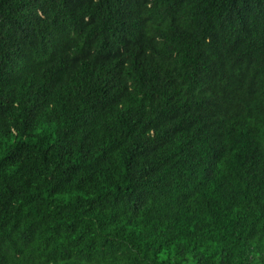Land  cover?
I'll return each instance as SVG.
<instances>
[{
    "label": "trees",
    "instance_id": "obj_1",
    "mask_svg": "<svg viewBox=\"0 0 264 264\" xmlns=\"http://www.w3.org/2000/svg\"><path fill=\"white\" fill-rule=\"evenodd\" d=\"M0 264H264V0H0Z\"/></svg>",
    "mask_w": 264,
    "mask_h": 264
}]
</instances>
